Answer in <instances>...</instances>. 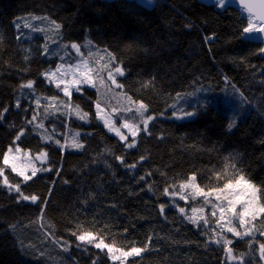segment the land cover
Returning <instances> with one entry per match:
<instances>
[{
  "label": "trees",
  "instance_id": "1",
  "mask_svg": "<svg viewBox=\"0 0 264 264\" xmlns=\"http://www.w3.org/2000/svg\"><path fill=\"white\" fill-rule=\"evenodd\" d=\"M25 20L43 31L24 27ZM247 23L231 6L198 0H0V111L7 108L0 118V168L24 194L40 197L18 202L0 177V264H120L90 245L77 247L72 233L88 231L125 251L148 244L124 264H263L259 231L243 239L222 234L233 241L234 255L243 254L229 261L222 244L208 243L212 233L202 221L193 225L185 219L192 214L178 211L199 204L213 221L203 196L179 197L180 183L192 174L206 192L240 173L264 192V46L242 38ZM71 42L82 45L85 56L92 52L90 65L99 67L101 56V64L108 62L107 49L124 70L116 75L120 88L105 71L103 83L97 77L94 88L71 94V105L88 113L86 121L55 106L69 99L42 75L79 61ZM29 80L33 88H22ZM128 97L147 104L144 116L154 117L132 148L125 147L132 140L107 133L94 111L99 103L110 114L134 113L143 129ZM74 135L83 147L61 150ZM9 146L32 157L46 153L37 166L51 170L23 182L3 163ZM254 223L260 228L264 219Z\"/></svg>",
  "mask_w": 264,
  "mask_h": 264
},
{
  "label": "snow or ice",
  "instance_id": "2",
  "mask_svg": "<svg viewBox=\"0 0 264 264\" xmlns=\"http://www.w3.org/2000/svg\"><path fill=\"white\" fill-rule=\"evenodd\" d=\"M231 0H216V6L219 8H225V5L227 3H230ZM241 6L249 13L248 16V23L247 26L243 28L242 30V38H246L243 36V34L253 35L256 33H264V3L260 5V8L262 11L259 13L254 14L253 13V6L251 4H248L246 0H240ZM21 19V18H18ZM31 19H39L38 17H31ZM44 19H47V17H44ZM51 25L54 26V30L61 29V24L57 23L56 21H51ZM15 26L17 29L20 28V24L16 23ZM24 27L26 28H33V31H43L42 29H36L31 24L25 20ZM206 39H211V37H207ZM88 45H91L92 42L88 41ZM67 48L68 46L65 45ZM83 46L76 43L71 42L70 48L74 50L77 54V56L80 57L79 61L73 65H64V64H57L56 68L54 70H48L42 75L46 77L49 83L55 84L56 88L61 90L65 97H69V101L66 103L64 101H59L58 104H56V107H59L60 105H63L64 107H68L70 111L75 112V114L78 116L79 119L86 121L88 118V113L83 112L80 109L79 105H71L70 103V97H71V91L70 88H74L76 91H80L79 85L81 84H88L95 87L94 80L99 77L100 82H104L103 76H101L102 72L107 73V79L112 82L113 85H115L117 88L122 87V85L118 84L116 81V75L123 76L124 70L122 67L119 66V64H116V57L107 51L105 49L104 51L107 53L108 56V62L101 64V61L104 60V57L101 56L99 59L95 61L96 65H99V67H94L90 65L89 58L92 57V52L89 51L88 55L85 56L84 53L81 51V48ZM45 52L48 51L47 44L44 45ZM259 51L261 53H264V48H260ZM27 59V57H26ZM112 65H115L114 67ZM71 76L72 79L68 80L66 77ZM34 81H27L26 84H22V88H33ZM61 85H64L63 88H61ZM50 101L56 102L58 100L57 97L53 96L49 98ZM130 103L133 104L135 108V113L139 116L140 122L143 124V129L138 127L136 123H132L128 120H125L124 123L121 125L122 128H126L128 130V133L133 137L131 143H126L125 147L132 148L136 145L135 138L137 137L138 133L140 131L148 132L149 128V121H152L154 119L153 116H144V113L148 111V105L141 102V101H132L131 97L127 98ZM37 106H39V100H37ZM17 107H19V103H17ZM98 111H97V117L103 119L104 121V127L107 128L110 132H114L116 136L119 137L121 142H124L127 140V137L121 132V128H118L115 126V123L113 122V119L111 116H101V111L99 103L96 105ZM132 108L124 109V111L131 112ZM7 112V108L3 109V111H0V118H3L4 113ZM173 115H176V113H173ZM184 116H192L194 113L192 112H184ZM179 118V117H178ZM36 121V116L34 115L31 121H28V123H33ZM37 127H43L42 124H38ZM234 127V122H230L227 125L228 130L230 131ZM24 134V129H21L20 132L17 134L16 138L13 141V145L16 144V141L20 139V137ZM47 139H51V137H47ZM56 143L59 145L60 141H56ZM73 147V148H82L83 145L80 144L76 136L74 135L70 141L66 140L65 144L60 145L61 150H63L65 147ZM13 152V147L9 146L8 150L3 153V163L5 166H8L10 164L12 172L16 173V175L21 176L23 178V182H27L31 180L33 177L37 175L38 172L41 171H50L51 169L47 168H37L29 159L27 164L24 166H18L16 161L19 159L18 155H10ZM15 152L20 153L21 149L19 146L15 147ZM24 156L27 158L28 153L25 152ZM47 158V154L44 152H41L36 159L40 160L41 163H43ZM116 160H119L123 163V157L122 156H116ZM141 160L144 159V157H140ZM130 168H135L136 165H129ZM230 167L239 172L238 169H236V165L232 164ZM28 168H31V175H27L26 171ZM0 177H3L2 184L4 186H7L9 191H15L19 195L17 197V200H24V201H31L32 203H36L40 197L38 195H26L21 191L20 183H11L7 176L4 175V169L0 168ZM217 178L222 179L224 178L221 174L217 173ZM141 180L144 179V177L140 178ZM196 181V175L192 174L188 177L187 182H181L180 187V199L181 200H187L188 196L190 195L193 200L196 199L198 196L204 197V203L205 205H211L213 211L212 216H216V211L218 210L220 213L219 219L216 220V224L222 231H227L229 233H232L233 236L243 239L244 237L253 236L255 234V231H259V234L261 236H264V225H262L260 228H257L254 221L258 219H264V202H262V198H264V192H261L260 189L257 188L256 185L251 183L250 180H248L242 173L234 177L233 179H228L226 183L223 184V187H217L212 188L209 191H204L203 188H201L198 184L195 183ZM186 188H191L194 191L192 193L184 194V190ZM164 194L168 195L169 190L168 188H165ZM173 196H175L177 193L173 192L171 193ZM215 194L216 201H226L227 207L222 206L221 203H214L212 200L209 199L210 196ZM237 204H239L240 209L237 211ZM164 205H160V213H164ZM178 211L181 213V215H184L185 209L179 208ZM41 212H43V208L41 209ZM192 216H185V219H187L190 223L193 225H199L201 221H203V224L205 227L209 225L208 218L203 215L204 208H192ZM197 213H200L197 215ZM226 213H230L231 215L226 216ZM238 219L239 221V228L243 229V231L237 230V226L234 224V220ZM11 227H15L14 225ZM72 235L76 237L77 241H80L81 243L77 245V247L86 246V245H92L93 247L100 249L101 251L107 249V253L109 254V258L116 261L119 260L120 264H124L125 260H127L128 257L132 256H140L142 252L146 251L148 248V244L144 246V248L132 246L129 250L125 251L122 247H116L115 242L113 243H106L105 238L103 236H98L96 233L88 231L83 232L81 234H77V232H73ZM219 237V239H217ZM151 241V237H149V243ZM221 242H223V250L226 253V259L229 261L237 260L243 258V254L240 256L234 255L233 248L229 247L233 243L231 239H228L224 236H222L220 233H217L213 231L212 237L208 241V243H215L217 245H220ZM67 251V248L64 249ZM115 253H119L120 255H115ZM260 253H261V259H264V243L260 244ZM93 264H96L94 261Z\"/></svg>",
  "mask_w": 264,
  "mask_h": 264
},
{
  "label": "rangeland",
  "instance_id": "3",
  "mask_svg": "<svg viewBox=\"0 0 264 264\" xmlns=\"http://www.w3.org/2000/svg\"><path fill=\"white\" fill-rule=\"evenodd\" d=\"M216 5V4H215ZM248 35V34H247ZM245 36H246V34H245ZM76 64V63H75ZM74 64V65H75ZM56 68V67H55ZM55 68H52V69H49V70H54ZM45 77V76H44ZM46 78V77H45ZM66 79H68V80H71L72 79V77L71 76H68V77H66ZM52 84V83H51ZM53 86H55V84H52ZM113 85V84H112ZM56 87V86H55ZM64 87V85H61V88H63ZM82 87H88V88H90V87H92V88H94L92 85H88V84H81V85H79V88H82ZM101 90L105 93V94H107L108 95V93H107V91L106 90H104L103 88H101ZM70 91H71V93H73V92H77L74 88H70ZM62 92V91H61ZM62 94H63V92H62ZM64 95V94H63ZM109 96V95H108ZM66 98H68L69 99V97H66ZM96 105L97 104H95V109H94V111H95V114H96V116H97V111H98V109H97V107H96ZM100 105V104H99ZM100 109H102V111H101V116H111L112 117V119H113V122L115 123V126L116 127H118V128H121V132L127 137V140L126 141H124V142H127L128 140H132L133 139V137L128 133V130L126 129V128H122L121 127V125L124 123V121L125 120H128V121H130V122H132V123H136L137 125H138V127H139V122H138V118H137V116L134 114V113H128V114H124V115H117V114H110V113H108L104 108H102L101 107V105H100ZM146 115V114H145ZM188 118L189 117H185L184 119L185 120H188ZM97 121L104 127V121H103V119H101V118H98L97 117ZM152 121H149V124L151 123ZM142 128H143V124H142ZM104 129H105V131L107 132V133H109L110 135H112V136H114V137H116L118 140H120L119 139V137L118 136H116L115 135V133L114 132H110L107 128H105L104 127ZM146 133V132H144V131H140L139 133H138V135L140 134V133ZM24 151L23 150H21V152L20 153H16L15 152V150L10 154V155H18L19 156V159L16 161V163L18 164V166H24V165H26L27 164V162H28V160L30 159L31 160V163L35 166V167H37L38 168V166H37V163L38 162H40L41 163V161L40 160H38V159H36V157L38 156V155H35L34 157H32L28 152V157L26 158L25 156H24ZM10 168H11V166H10V164L8 165ZM26 174L27 175H31V168H28L27 169V171H26ZM192 190V192L194 191L193 189H191ZM180 197V196H179ZM209 199L210 200H212L214 203H221L222 204V206H224V207H227V202L226 201H216V199H215V194H213L212 196H210L209 197ZM201 202H203L204 203V197H203V199H201ZM208 206H210V209H211V211H213V209H212V207H211V205L209 204ZM237 211H239V209H240V206H239V204H237ZM196 208H201L200 206H199V204H197V207ZM184 214H192L193 215V213H192V209H190V207H188V209L185 211V213ZM200 213H197V215H199ZM203 215H205V212L203 213ZM228 215H231L230 213H226V216H228ZM206 216V215H205ZM219 217H220V213H219V211L217 210L216 211V216H213L211 219L213 220V221H210V223H209V225L206 227V229L207 230H209L211 233H213V231H215V232H217V233H220L221 235L222 234H227V235H231L232 233H229V232H227V231H222L221 229H220V227H218L217 226V224H216V220L217 219H219ZM203 222V221H202ZM234 224L237 226V230H239V231H243V229H240L239 228V221H238V219H235L234 220ZM210 233V234H211ZM222 236H224V235H222ZM218 239H219V237H217ZM79 242V244L81 243L80 241H78ZM221 244H223V242H221ZM93 249H95V250H100V249H97V248H95V247H93L92 245H90ZM229 247H231V245H229ZM101 251V250H100ZM103 252L105 253V255L107 256V257H109V254L107 253V249H105V250H103ZM115 255H120L119 253H115ZM133 257V256H132ZM128 258H131V257H128ZM127 258V259H128ZM109 260L110 261H112V262H114V263H120V261L119 260H116V261H114V260H112V259H110L109 258ZM263 264H264V260H263Z\"/></svg>",
  "mask_w": 264,
  "mask_h": 264
},
{
  "label": "water",
  "instance_id": "4",
  "mask_svg": "<svg viewBox=\"0 0 264 264\" xmlns=\"http://www.w3.org/2000/svg\"><path fill=\"white\" fill-rule=\"evenodd\" d=\"M198 1L201 3H204V4H209V5H215L216 4V0H198ZM246 2L253 6V13L254 14L262 11V9L260 8V5L262 3H264V0H246ZM228 6H231L235 9H237L240 12L241 16L248 22L249 13L241 6L240 0H231L230 3H227L225 5V8ZM244 37H246L247 40L259 42L260 44H262L264 46V33H256V34H253L250 36L246 34V36H244Z\"/></svg>",
  "mask_w": 264,
  "mask_h": 264
}]
</instances>
